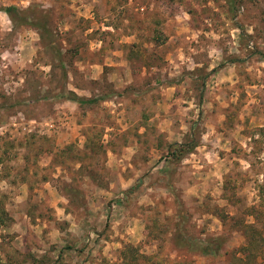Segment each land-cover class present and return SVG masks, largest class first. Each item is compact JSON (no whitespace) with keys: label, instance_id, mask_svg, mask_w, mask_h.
Instances as JSON below:
<instances>
[{"label":"rangeland","instance_id":"374dc122","mask_svg":"<svg viewBox=\"0 0 264 264\" xmlns=\"http://www.w3.org/2000/svg\"><path fill=\"white\" fill-rule=\"evenodd\" d=\"M0 203V264H264V0H0Z\"/></svg>","mask_w":264,"mask_h":264},{"label":"trees","instance_id":"16d2710c","mask_svg":"<svg viewBox=\"0 0 264 264\" xmlns=\"http://www.w3.org/2000/svg\"><path fill=\"white\" fill-rule=\"evenodd\" d=\"M227 1L230 2V0ZM1 11L8 16L14 28L29 27L37 30L41 45H43L44 48L55 50V41H53V36L47 24L42 19H39L35 16H30V9L21 11L15 6H8L2 8ZM56 54L63 72V77L65 78V67L61 59V54L58 51H56ZM59 97H61L66 102L76 104L78 107H93L99 104L100 101L105 100V97H97L94 95L89 98L81 97L72 91H63ZM194 136L195 135L192 133L183 143L170 145L168 147V158L174 161H180L184 156L191 154L197 147V141ZM1 206L2 204L0 203V226L4 224L3 214H5ZM251 228L252 226L247 227V229H250L253 232ZM251 239L248 241L246 247L244 246L238 250L240 254L245 256V258L242 257V259L234 258L238 264H256V255H253L255 254L253 250L257 248L255 242L260 241V239L258 235L256 236V232L251 237ZM174 243L177 248L185 249L186 251H190L191 253H195L200 256H218L221 254L223 246L220 238H209L196 242L185 238L180 233L175 235ZM122 255L124 264H134L133 262L137 260L138 256L135 250H129L128 253L123 252Z\"/></svg>","mask_w":264,"mask_h":264}]
</instances>
